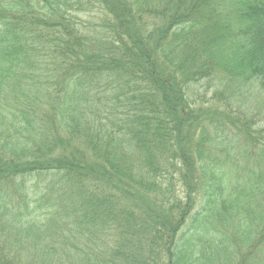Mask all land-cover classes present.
Here are the masks:
<instances>
[{"label":"trees","instance_id":"1","mask_svg":"<svg viewBox=\"0 0 264 264\" xmlns=\"http://www.w3.org/2000/svg\"><path fill=\"white\" fill-rule=\"evenodd\" d=\"M260 92L264 0H0V264H264Z\"/></svg>","mask_w":264,"mask_h":264},{"label":"rangeland","instance_id":"2","mask_svg":"<svg viewBox=\"0 0 264 264\" xmlns=\"http://www.w3.org/2000/svg\"><path fill=\"white\" fill-rule=\"evenodd\" d=\"M96 17L94 14L89 13L87 15H82V21L83 22H91L93 25H95V30H100V27H98L99 26L98 22L102 18V16H98L97 18ZM93 18H95V19H93ZM215 92L216 91L214 88H212V87L207 88L205 85L202 87L198 86L197 88H195L193 91V94H194L193 98L197 100L195 107H201L202 111L205 112L206 114L209 112H210L209 114L216 112L215 107L221 111L224 110V109H221L219 107V105H221V103L216 102V97H218V96L216 95V97H215ZM210 99L214 102H211L210 104L204 105L203 100H210ZM249 101L246 103V105H247V107L245 108L246 110H248L249 112H253L252 114H259V115L264 114V92H260L256 98H251ZM257 121L263 122V123H260V122L257 123V126L259 128H264L263 117H260V118L258 117ZM110 129L111 130H117L116 128H110ZM167 171L169 173H171L170 175H173V173H174V171L171 172L168 168H167ZM91 175H93V173ZM174 176L176 177V174H174ZM177 185L179 187L178 183H177ZM165 186H166V184L164 185V187Z\"/></svg>","mask_w":264,"mask_h":264}]
</instances>
